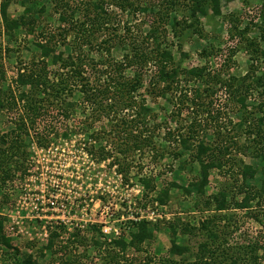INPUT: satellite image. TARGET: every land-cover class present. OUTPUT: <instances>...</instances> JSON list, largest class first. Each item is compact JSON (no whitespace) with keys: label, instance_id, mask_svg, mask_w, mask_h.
<instances>
[{"label":"rangeland","instance_id":"obj_1","mask_svg":"<svg viewBox=\"0 0 264 264\" xmlns=\"http://www.w3.org/2000/svg\"><path fill=\"white\" fill-rule=\"evenodd\" d=\"M11 1L8 9L9 14L13 18H17L25 12V9L30 8L31 10L27 15L35 22L36 30L33 35H28L30 33L27 34V30L16 31L15 37L18 38L17 43L14 42L13 39L6 38V40H4L2 36L0 37V44L2 43V46L8 48L7 51L11 53L4 59V66L0 69V87L3 86V91L0 92V97L2 96V100L0 101V103H2L0 104V136L11 134L13 132L12 130L17 129V126L24 122V119L27 120L23 112V103L19 101L16 106H9L8 103L10 101L5 100L3 95L8 91L9 85H14L13 79L16 77L17 70L24 64H29L32 57L39 55V50L35 47L34 42L39 40L43 34L45 37L54 36V39L61 45L58 51L65 52L64 56L67 57L70 53V49L64 44L72 43L75 36V30L71 31L72 28L69 29L68 25L65 26L60 20L59 12L62 14V9L64 7L55 11L56 6L51 3L50 0ZM72 1L74 7L77 5V13L73 19H69L72 22L71 24L76 28H80V31L88 27L91 32L92 24L97 22V18H99L91 7V4L97 2V0ZM116 1L117 0H106L107 15L103 14L100 18H105L106 22H108L107 24H109V30L103 29L102 32L95 31V38H98V41L109 38L107 42L109 45L113 46L112 58L120 62L123 60L122 56H124L127 51L116 46L115 41H111V39H116L118 36L124 34L126 35L125 45L127 42L131 43L134 40H138L140 41L138 44H142L149 27L142 24L145 20L143 14L138 12L136 15H131L122 12L116 5ZM132 1L135 2V0ZM263 1L264 0H222V16L228 14H237V16H241L243 10L247 8H250L248 10V15H252V10L255 9L257 5H261ZM140 2L143 3L145 1L140 0ZM86 6H89V9ZM137 6L140 5L137 4ZM42 8H44V12L40 11ZM154 12V14L158 16L160 14L161 17L159 22L161 23L162 20L164 29L166 30V32L163 30L161 31L160 40L162 41V47L167 48L173 53L176 68L182 67L188 70L193 67L207 66L212 72V70L221 63L220 60L214 59L213 57L221 48L225 47L224 39L227 38L221 16L215 18L216 22L221 23L216 29L209 25L211 17H199V23L196 29L202 31V36H200L198 31H194L196 29H186V26L194 21L188 17L187 23H184V11L180 8L177 7L173 9L172 12L170 11L171 14L165 15L164 19H162L164 14L163 12H158V7ZM209 14H211L210 11ZM186 16H188V13ZM174 18L180 23L176 32L172 26ZM138 24L140 27L137 28L136 26ZM125 25H128L132 29L130 34L126 32ZM257 35V31L255 32V30H253L248 36L253 38ZM216 36H219V38ZM105 48L106 47L103 45L102 52H105ZM206 50L208 55L203 56ZM250 64L249 54H246L241 49H236L232 56L231 67L227 69L224 67L225 70H222L220 74H215L217 77L209 76L202 80H193L190 83L181 84V90H174L173 93H168L166 98H157L154 93L150 94L144 92V90L149 87L148 83L150 78L154 75V71L157 70L155 62H151L148 65L144 77V84L146 87L142 90V94L145 96L146 104L153 109L154 120L161 128H164V130L158 132L161 138L158 137L154 140L156 149L162 144L173 148L177 146L176 141L179 138V132L183 134L189 133L190 136H194L191 142L194 148L200 142L206 143V145L211 148L213 147L220 150L216 152L215 156L217 158H226V160L223 164L224 167H219V169H214L210 172L209 186L206 188L205 196L198 195L196 191L191 188L190 189L193 191L191 194L183 190H171V199L165 211L169 219L164 218L160 222L151 223L159 224L160 229L157 231L155 239L140 246V251L128 247L125 252L116 243L104 244L101 239L100 231L104 223H98L99 219H97V217L93 219V221H97L96 223L90 225V228L84 233L77 231L73 239H60L62 236L61 234H57L55 231L50 233L52 224H46L47 220H43L45 218L42 219V223L40 222L41 220L38 218L36 219V217H27L28 214H35L32 212L29 205L32 206V202L35 200V194L38 190H41L42 187L51 190L54 181L57 180L56 178L63 177V174L68 170L71 171L69 169V164H71L70 159L73 157L74 161L78 162L79 165L74 167L75 169L79 168V170L74 169V172L76 174L78 173V177H80L82 181L86 180V176H88L87 178L96 180L94 183L96 185H92V197L94 199L91 203L87 202L89 211L93 214L104 213L102 221L107 220L110 224L113 219L120 218L123 215L124 221L122 223L125 229L122 237L127 244L131 240V233L137 231V227L133 228L134 225L137 226L136 224L139 222L135 223L132 219L130 220L127 216L128 211H122L119 207V202L127 195L132 200L131 204L140 203V206L146 207L151 205L152 202H155H151L152 195L147 200L142 196L145 191L142 192L143 187L138 181V174L142 175V173H138L137 167V163L141 164V161L144 163L148 159V155L152 156L155 150L146 149L144 153L135 152L132 155L129 154V160L133 162V165L128 183L133 185V189L132 191H127L131 188L128 187V189L125 190H116L113 187L116 184L115 180L117 175L114 173V168L110 166V162L117 156L115 152V141L111 138L112 136L108 137L110 138L109 140L100 138V140L96 142V139L91 138V136L93 132H97L95 130L102 129L100 125H97L88 132H86L82 126L81 129L85 130L84 132H81L78 128L74 129L78 122H74V120L78 118L83 120L84 117L88 116L87 114L86 116L71 117L67 120V125L70 124L71 128L77 131L68 134L67 137H50V144L47 147H40L38 142L41 138L37 133H41L43 125L50 122V119L52 120V124H54L53 114L56 108L49 109V117L46 119L41 118L33 128L29 127V133L32 136L27 137L24 135V148L29 155L28 159L22 164V167L26 168L24 177L20 176L18 172L13 173L14 170L9 179L7 178L5 182L0 181V217L4 221V234L12 239L11 242L13 247L19 249L20 257H26L27 254L31 253L32 256L34 254L37 255V253L40 255L42 254L40 252L43 250L45 257H43L44 255L39 257L38 255V262L40 264H58L59 258L61 256H66L65 254L68 255L69 252L78 255L82 254V256L85 253L87 257L82 258V264L85 262L87 264H95L93 263L94 261L99 263L100 260L104 261V264H120L119 261H124L122 264H170L172 262L192 264L198 261L201 256H205L206 260L209 259L208 262H215V264H231L233 259H236L238 264H264V194L260 195L258 198L251 199L247 209L241 210L233 208L229 211L222 212L220 218L213 217L217 214L214 208H206L204 204L206 198L218 194L223 190L230 191L233 199L232 202L235 200L241 202L245 196L244 193H241V190L257 193L264 179V158L257 155V153L264 151V149H262L264 148V139L262 137L264 134V96H260L259 91L255 89L247 90L245 99V104L247 106L243 107L241 102L237 100V97L240 96L239 94L243 95L242 92H239L237 96L232 90L233 86L229 88L225 84V82L231 80V75L237 79L245 76V74L248 73ZM261 67L264 68L263 65ZM230 68L231 70H229ZM2 72L5 74V77L2 75ZM132 75L133 70L128 69L126 71V76L132 77ZM196 89H199L201 94V98L196 101V104H192L190 101H184V105L180 104V100H184V95H187L189 99L196 96L198 94ZM203 89L206 91L203 92ZM15 91H17V89H15ZM68 101L72 100L68 99ZM261 105L262 107L258 108ZM216 111H219V114L215 115L213 113ZM120 115L123 116V113ZM241 123L242 127L239 126ZM102 124L105 128L109 126V122L106 121ZM168 130L173 133L171 138L165 135V132H168ZM104 134L109 133L105 132ZM13 135L15 136V134ZM51 143H54V145L51 146ZM101 143L103 146H106L107 151H111L113 155V158H110V160L108 159L109 161H97V164H92L88 157L82 156V154L79 155L82 153L83 148L88 154H92L91 150H94V148L96 150L100 147ZM5 147V145L2 146V148ZM224 147H229V151L225 156L221 155V151H224ZM41 148L45 150L42 151ZM49 148H51V150L46 151ZM190 155L191 153L185 154L181 160H174L171 156L166 155L158 160L159 164L157 169L155 167V169H153L150 165L148 169H144V173H160L159 181L161 183L158 185L159 189L162 184H168L174 181H177L179 185L186 188L190 183L200 178L199 162H192L189 158ZM142 157L147 159L143 160ZM87 160L90 162L88 163ZM129 160L128 162H130ZM183 160H187V165L183 163ZM243 165H251L253 169L256 170L257 173L255 178L246 182L254 187L256 186L255 188H257V191H253L248 185L243 184V179L240 175ZM182 167L183 170L181 172L180 169ZM237 186L243 188L239 190ZM89 189L90 188L87 186L80 190L81 192L77 191V193H75L76 191H73L74 196H78L72 197L76 204L80 198L86 200L84 195L79 194H83L85 190L88 192ZM86 196L88 197V193ZM122 207H125V203L122 204ZM79 209H81V207ZM169 222L178 225L180 228L177 230V244L185 246L189 250V252L182 256L174 255L170 252L172 245L171 232L166 228ZM207 222H209L208 227L210 230L216 233L219 232L218 234L221 238L218 242L220 249L215 252L214 255H208L207 253L200 255L201 251L199 252L200 245L207 242V237L209 236V233L204 232L202 227V225ZM184 224L193 228L190 229L192 231L183 234L180 230ZM44 225H46L45 230L49 236L47 241L43 242ZM51 241V248L54 251L52 249H44ZM64 241L65 243L67 242V247L71 251L63 249V247L58 248L64 244ZM104 245L106 247L103 250L102 247ZM71 246L74 247L71 249ZM100 249H102L101 252H99ZM124 257L128 259L127 262H125ZM88 258H90V261ZM5 260H8L6 248L1 246L0 264H10L12 262V260H10L11 262H6Z\"/></svg>","mask_w":264,"mask_h":264},{"label":"trees","instance_id":"obj_2","mask_svg":"<svg viewBox=\"0 0 264 264\" xmlns=\"http://www.w3.org/2000/svg\"><path fill=\"white\" fill-rule=\"evenodd\" d=\"M144 1L143 3L140 0H135V2L132 0H117L115 2L122 12L131 15H136L138 12L143 14L145 20L142 24L149 27L142 44H138L140 41L134 40L131 43L127 42L125 45L126 35L124 34L118 36L116 39H111V41H115L116 46L127 51L122 56L123 60L119 62L112 58L113 46L108 44L107 41H109V38L100 41H98V38H95V31L102 32L103 29L109 30L108 22H106L105 18H100L103 14L107 15L106 0H97V2L91 4V7L97 13V17H99L97 18V22H95L97 24H92L91 32L88 27L80 31V28H76L71 24L72 22L69 19H73L77 13V5L74 7L72 0H50L56 6L55 11L64 7L62 14L59 12L60 20L65 26L68 25L69 29L72 28L71 31L75 30V36L72 43L64 44L70 49V53L65 57V52L58 51L61 45L54 39V36L45 37L44 34L41 35V38L34 42L35 47L39 50V55L32 57L29 64H24L17 70L16 77L13 79L14 85H9L8 91L3 95L5 100L10 101L8 103L9 106H16L19 101L23 103V112L27 120L24 119V122L17 126V129L12 130L13 132L11 134L0 136V181L5 182L7 178L9 179L14 170L13 173L18 172L20 176L24 177L26 168L22 167V164L29 157L24 148V135L27 137L32 136L29 133V127L33 128L39 119L49 117V109L56 108L53 114L54 124H52V120L50 119L51 123L44 124L41 133H37L41 138L38 142L40 147H47L50 144V137H67L68 134L77 131L73 130L70 124L67 125V120L71 117L86 116L88 114L83 120L79 118L74 120V122L78 121V126L76 125L74 129L78 128L81 132L85 130L88 132L97 125H100L102 129L95 130L97 132H93L91 136V138L96 139V142L100 138L109 140L110 138L108 137L112 136L111 138L115 141V152L117 156L110 162V166H118V172L122 174L126 184L130 180L129 176L133 165V162L129 160V154L132 155L135 152L144 153L146 149L155 150L152 156L148 155V159L142 157L143 160L147 159L144 163L142 161L140 162L141 164L137 163L138 173H142V175L138 174V181L143 186L145 191L143 197L146 200L152 195L151 201L166 206L171 199L170 193L172 189L183 190L188 194H191L193 192L191 189H194L198 195L205 196L206 188L209 186L210 172L214 169H219V167H224L223 164L226 158H217L215 156L216 152L220 150L211 148L203 142H200L194 148L191 143L194 136H190L189 133L183 134L182 132H179L180 135L178 134L177 146L172 148L162 144L156 149L154 140L158 137L161 138L158 132L164 130V128H161L154 120L153 109L146 104L145 96L142 94V90L146 87L144 84L145 71L151 62H155L157 70L154 71V75L148 83L149 87L144 92L154 93L157 98H166L168 93H173L174 90H181V84L190 83L193 80H202L209 76L217 77L215 74H220L222 70H225L224 67L226 69L231 67L233 53L236 49H241L246 54H249L250 57L251 64L248 68V73L238 79L231 75V80L225 82V84L229 88L233 86L232 90L236 95L242 92L243 95L239 94L240 96L237 97V100L241 102L243 107H246L245 99L247 90L255 89L259 91L260 96H264V68L261 67L262 65L264 66V1L252 10V15H248L250 8H247L243 10L241 16H237V14L222 16V0ZM10 2L12 1L0 0V37L2 36L4 40L6 38L13 39L17 43L18 38L15 37L16 31L27 30V34L30 33L28 35H33L36 27L35 22L27 15L31 10L30 8L25 9V12L19 17L13 18L8 12ZM137 4L140 6H137ZM89 6L86 7L89 9ZM157 7L158 12H163L164 14L162 19L165 18V15H170L172 10L177 7L184 11L183 22L187 23L188 17L194 21L187 25L186 29H196L199 23V17H211L209 25L216 29L221 23L216 22L215 18L222 17L227 38L224 39L225 47L213 55L214 59L220 60L221 63L212 72L207 66L193 67L188 70L182 67H175L173 53L167 48L162 47V41L160 40L161 31L166 32V30L164 29L162 20L161 23L159 22L160 14L159 16L154 14V10ZM40 11L44 12V8L40 9ZM209 11L211 14H209ZM187 13L188 16H186ZM172 22L173 29L176 32L180 23L176 21V18ZM125 26L126 32L130 34L132 29L128 25ZM136 27L138 28L140 25L138 24ZM253 30L255 32L257 31L258 35L251 38L248 35ZM194 31H198V34L202 36L201 30L196 29ZM216 37L219 38V36ZM103 45L106 47L105 52H102ZM7 49L2 46V43L0 44V69L4 66V59L8 54H11ZM207 55L208 52L206 50L203 56ZM128 69L133 70L132 77L126 76ZM2 75L5 77L3 72ZM2 91L3 86L0 87V92ZM204 91L206 90L203 89ZM196 92L198 94L191 99L187 95H184V100L181 99L180 104L184 105L186 101L196 104V101L201 98L199 89H196ZM1 97L0 101L2 100ZM68 99L72 101H68ZM260 107L262 105L258 108ZM121 113H123V116L120 115ZM213 113L216 115L219 114V111ZM105 121L109 122L107 128L102 124ZM81 126L85 130H82ZM239 126L242 127V123ZM105 132L109 134H104ZM165 133L169 138H171V135L173 136L170 130ZM262 137L264 139V134ZM4 145L6 147L2 148ZM228 151L229 147H224L221 155L225 156ZM91 153L93 156H96L99 162L113 158L111 151H107V147L103 146L102 143L96 150L95 148L91 150ZM187 153H191L189 158L192 162H199L200 178L190 183L186 188L179 185L177 181H174L168 184H162L159 189L158 185L161 183L159 181L160 173H144V169H148L150 165L153 169H157L159 164L158 160L166 155L171 156L174 160H181ZM257 155L264 158V151L257 153ZM183 161L187 165V160ZM180 170L182 172L183 167ZM171 171L173 172L172 169ZM256 173V170L251 165H243L240 172L243 184L248 185L253 191H257L256 186L247 184L246 181L255 178ZM242 188L241 186H237L239 190ZM241 191V193L245 194L241 202L236 200L232 202L233 199L230 191L223 190L218 194L206 198L204 204L206 208H214V211L217 213L213 216L215 218H220L222 212L229 211L233 208L241 210L247 209L251 199L258 198L264 194V179L257 193L248 190ZM208 224L209 222L202 225L203 231L209 233V236L207 237V242L202 243L199 247V252L201 251L200 255L204 253L214 255L220 249L218 243L219 239L221 240L218 234L219 232H212ZM136 225L133 228L137 227V231L131 233V240L128 244L124 241L123 237L120 241L115 240L113 243L118 244L125 252L128 247L140 251V246L155 239V235L160 229L159 224H151L145 220L140 221ZM166 228L171 232L172 245L170 252L178 256L189 252L188 248L177 244L176 237L177 230L180 229L179 226L169 222ZM190 229L193 228L184 224L180 231L185 234L192 231ZM11 241L12 239L4 234V221L0 217V247L4 246L6 248V255L8 256V260L5 261L11 262L10 260H12L10 264H40L38 258L44 255L43 250L40 252L42 253L40 255L37 253V255L34 254L32 256L31 253L21 258L19 249L13 247ZM51 246L52 241L44 249H52ZM65 249L70 250L67 247ZM65 255L59 258L58 264H82V258L87 257L85 253L83 256L82 254L78 255L71 252ZM201 257L192 264H215V262H208L209 259L206 260L205 256ZM127 261L128 259L125 258V262ZM232 261L231 264H238L236 259ZM122 262L124 261H119L120 264ZM179 263L172 262L170 264Z\"/></svg>","mask_w":264,"mask_h":264},{"label":"built area","instance_id":"obj_3","mask_svg":"<svg viewBox=\"0 0 264 264\" xmlns=\"http://www.w3.org/2000/svg\"><path fill=\"white\" fill-rule=\"evenodd\" d=\"M52 145H54V143H51V146ZM41 150L44 151L45 149L41 148ZM49 150H51V148H49L46 151ZM81 154L82 156L88 157V159L91 161L92 164L95 163L97 164L98 159L94 157L93 154H88V152H86L84 148L82 149V153H80L79 155ZM73 158L70 159L72 165L69 164V169L71 171L68 170L63 174L64 175L63 177L56 178L57 180L54 181L51 190H48L47 188L45 189L43 187L41 188V190H38V192L35 194L36 197L35 200L32 202V206L29 205L30 209L35 214L33 215L28 214L27 217L30 216L36 217V219L38 218L41 220L40 222H42L43 220H47L46 224L48 223L52 224L50 233H53L55 231L57 234H61L62 236L60 237V239H70V238L73 239L77 231H81L82 233L86 232L87 229L90 228V225H93V223L97 222L96 220L93 221V219H96L97 217V219H99L98 223H104V225L101 226L100 228L102 242L104 244H112L113 241L121 239L123 235V231L125 229L122 223L124 221L123 218L124 216L122 215L120 218L113 219L110 224L107 220L102 221V219L104 218V213L101 212L99 214L97 213L93 214L89 211L88 203H91L94 199L92 197L93 196L92 185H96L94 184L96 180L92 178L91 179L87 178L88 176H86V180L82 181L81 178L78 177V173L76 174L74 172L75 169L74 167L79 165L78 162H75ZM90 161L87 160L88 163ZM113 168H114V173L117 175V178L115 180L116 184L113 188L121 191L128 189V187H131L130 190L127 191H132L133 185L129 183L126 184L124 182L122 174L118 172V166L117 165L113 166ZM75 170H79V168ZM87 186L90 188L88 192L87 190H85L83 194H79V195H84L86 197V200L84 198H80L79 201H77L78 203L76 204L75 200L72 197H75L77 195L74 196L73 191L75 190L76 191L75 193H77V191H80ZM142 192H144V189L142 190ZM87 193H88V197L86 196ZM123 203H125L124 208L122 207ZM131 203L132 200L127 195L124 198H122V200L119 202V207L124 212L128 211L127 213L128 218L130 220L132 219V221H135V223L143 220L149 223H157L158 221L160 222L164 218L169 219L165 212L167 205L162 206L159 205L157 202H152L153 205L151 204L145 207L142 205L140 206L139 203L137 204L136 203L131 204ZM80 207L81 209H79ZM45 226L46 225H44L43 227L44 230V234H43L44 238L42 239L43 242L47 241V238L49 236L47 231L45 230ZM67 245H68L67 242L65 243L64 241V244H62V246L58 248L63 247V249H65ZM72 247L74 246H71L70 248L72 249ZM105 247L106 246L104 245L102 249L104 250ZM102 249H100L99 252H101ZM88 260L90 261V258H88ZM93 263L104 264L105 262L100 260L99 263H97L96 261H94ZM83 264H87V263L85 262Z\"/></svg>","mask_w":264,"mask_h":264}]
</instances>
